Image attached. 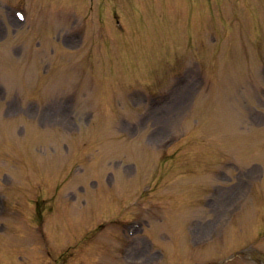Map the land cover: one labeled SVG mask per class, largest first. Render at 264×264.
Returning a JSON list of instances; mask_svg holds the SVG:
<instances>
[{"label": "rangeland", "instance_id": "1", "mask_svg": "<svg viewBox=\"0 0 264 264\" xmlns=\"http://www.w3.org/2000/svg\"><path fill=\"white\" fill-rule=\"evenodd\" d=\"M0 10V264H264V0H0ZM63 21H80L84 43L68 28L46 43ZM217 29L227 40L207 44ZM198 62L220 81L260 74L236 115L222 114L237 157L174 146L164 165L156 150L198 127Z\"/></svg>", "mask_w": 264, "mask_h": 264}]
</instances>
